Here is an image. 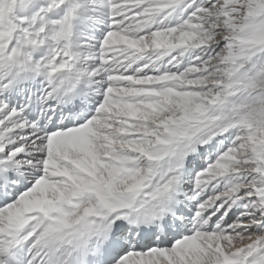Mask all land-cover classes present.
I'll use <instances>...</instances> for the list:
<instances>
[{"label":"snow or ice","instance_id":"6c2138e0","mask_svg":"<svg viewBox=\"0 0 264 264\" xmlns=\"http://www.w3.org/2000/svg\"><path fill=\"white\" fill-rule=\"evenodd\" d=\"M0 264H264V0H0Z\"/></svg>","mask_w":264,"mask_h":264}]
</instances>
